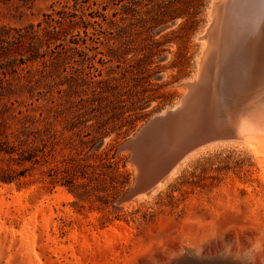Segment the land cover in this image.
<instances>
[{"label":"rangeland","instance_id":"obj_1","mask_svg":"<svg viewBox=\"0 0 264 264\" xmlns=\"http://www.w3.org/2000/svg\"><path fill=\"white\" fill-rule=\"evenodd\" d=\"M212 1L0 0V221L9 238L32 215L52 211L54 250L73 230L100 237L121 228L131 248L121 264H177L179 254L186 264L227 263L233 253L257 262L251 253L259 241L247 250L223 235L235 223L204 214L205 204L236 199L235 188L255 198L246 214L257 209L262 184L242 143L201 152L152 199L122 201L137 172L120 147L180 101L181 83L197 70ZM187 223L198 231L183 229ZM54 250L37 245L30 264L57 259ZM6 255L0 264H26Z\"/></svg>","mask_w":264,"mask_h":264},{"label":"bare ground","instance_id":"obj_2","mask_svg":"<svg viewBox=\"0 0 264 264\" xmlns=\"http://www.w3.org/2000/svg\"><path fill=\"white\" fill-rule=\"evenodd\" d=\"M198 37L201 41V51L197 57V70L191 78L181 83L180 101L153 115L120 147L129 149V160L135 165L137 172L135 185L123 196L122 201H126L128 205L134 199H152L179 176L183 168L201 152L214 149L219 144L242 143L250 148L257 162L253 177L262 184L259 189L261 195H258V201L256 200L257 209L254 208L246 214L247 207L255 198L251 192V195L243 199L242 191L235 188L236 199H228L225 203L219 199L215 205L205 204L204 214L214 213L221 223H235L234 229H226L223 235L239 242L247 250L259 241L260 246L254 247L251 254L257 259L255 264H262L264 0H213L208 23ZM237 185L241 187L245 184L238 181ZM227 191V188L220 190V196H225ZM58 196L60 199H72V196L61 191ZM196 209L198 208L193 207L190 215H193ZM52 218V211L41 213L40 216L32 215L25 220L23 233L20 236L12 234V238L4 233L7 227L0 221V252L6 253L10 260L18 259L20 263L30 264V252L34 251L37 245L54 250L52 242L58 240V235L57 222ZM193 226L187 223L183 229L198 231ZM125 231L121 228H111L98 237L95 233L87 235L83 231L78 234L73 230L68 237L69 243L61 245L59 250H54L55 254L61 255L57 259H54L53 255L48 256L46 264H55L61 259L65 260L62 264H121L131 249ZM11 246L18 248L19 252L11 253ZM134 246L138 248L137 245ZM170 247L174 252H178L180 244L173 241ZM218 247L216 246V249ZM205 252L206 256L211 253L207 247ZM243 255L233 253L230 258L234 256L235 261L213 264H252L247 254ZM30 257L34 259L31 255ZM179 257L180 254L176 255V260H180L176 261L177 264H186ZM164 260L169 263L171 261L167 258Z\"/></svg>","mask_w":264,"mask_h":264},{"label":"snow or ice","instance_id":"obj_3","mask_svg":"<svg viewBox=\"0 0 264 264\" xmlns=\"http://www.w3.org/2000/svg\"><path fill=\"white\" fill-rule=\"evenodd\" d=\"M262 87H264V85H262Z\"/></svg>","mask_w":264,"mask_h":264}]
</instances>
